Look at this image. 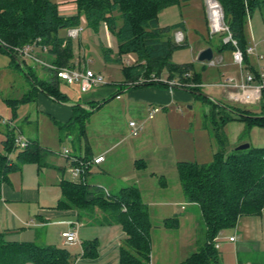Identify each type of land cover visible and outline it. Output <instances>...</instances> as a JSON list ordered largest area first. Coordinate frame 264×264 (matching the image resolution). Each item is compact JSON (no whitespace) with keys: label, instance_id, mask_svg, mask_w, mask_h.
<instances>
[{"label":"trees","instance_id":"1","mask_svg":"<svg viewBox=\"0 0 264 264\" xmlns=\"http://www.w3.org/2000/svg\"><path fill=\"white\" fill-rule=\"evenodd\" d=\"M180 1L75 0L79 16L66 18L60 16L57 0H0V48L17 61L18 66L38 89L55 100L63 101L66 96L59 89V80L54 71L43 67L48 71L50 79L38 80L36 74L32 72L34 69L20 62L13 49L40 38L41 43L49 48L48 63L58 68L74 66L73 41L62 36L61 31L79 27L80 15H84L90 28L97 31L99 26L105 23L118 40V57L114 59L109 50L104 51L106 62L115 61L122 64V55L125 53L137 55V65L124 69L127 81L122 86L125 88L155 83L169 87L167 82L153 80L159 79L164 69L169 73V81L175 79L181 83L194 81L202 85L200 75L194 72L193 64L176 65L172 62L173 53L188 46L186 43L179 45L175 41V33L182 29V24L161 27L158 22L160 11L178 5ZM216 1L224 11L225 22L232 38L237 41L244 53L246 67L248 46L244 42V28L248 16L257 8L264 6V0ZM220 37L221 50H235L232 43L224 42L225 34ZM147 77H152L151 81H148ZM144 78L146 80H143ZM176 89L187 90L179 87ZM188 90L196 94L201 93L198 87ZM27 100L26 97L22 101L13 102L17 105ZM78 106L81 105L78 104L76 107ZM89 108L82 114L80 126L82 134L85 130V121L95 109L94 106ZM224 109L229 111L231 116L221 118L222 126L235 121L264 126V92L259 116L252 115L246 109L232 110L228 106ZM211 114L209 112L208 117ZM70 124L73 125L74 122ZM69 126L62 125L61 130L66 132L65 129ZM14 139V133L8 132L3 150L0 151V192L7 177L21 170L24 164H37L39 168L47 166V153L36 140H29L28 147L19 149L15 159H12L11 155L18 149L15 147ZM219 142L223 143L222 140ZM178 173L186 200L200 208L205 226L204 244L182 264H221L220 254L215 247V240L220 233L227 228L236 227L241 217L260 216L264 211V148L235 150L227 156L220 150L215 153V160L210 164L179 162ZM61 189L62 199L58 205L60 209L93 213L96 208H100L109 213L107 216L110 223H120L123 226L126 238L120 248V264H150L152 254L150 232L153 225L148 206L143 202L138 188H123L118 196L112 198L85 181L63 180ZM100 193L103 194L102 197ZM177 221L176 218L166 219L164 224L175 227ZM87 252L89 250L86 248L85 254ZM72 257L67 248L44 246L35 242H9L0 234V264H69ZM254 264H264V257Z\"/></svg>","mask_w":264,"mask_h":264},{"label":"rangeland","instance_id":"2","mask_svg":"<svg viewBox=\"0 0 264 264\" xmlns=\"http://www.w3.org/2000/svg\"><path fill=\"white\" fill-rule=\"evenodd\" d=\"M57 2L60 16L66 18L79 16L75 0H57ZM208 3L209 0L208 2L207 0H181L178 5L165 8L158 14V22L161 27L182 24L183 32L190 37L191 41L188 46L173 53L172 62L176 65L187 63L194 65V72L200 75L203 84L208 85L206 87L202 84L204 88L200 92L203 95L198 96L193 93L195 96L190 102L174 101L171 106H167V109L157 114L153 120H148L147 115L143 116V119L139 118L134 114L135 111L130 110L129 112L124 108L120 109L117 103L104 105L85 121L83 134L80 131L83 118L81 113L74 119V127L68 130V134L65 131H60L57 122L45 114L44 108L43 113L39 114L40 144L46 148V161L55 162V165L62 169L63 172L61 173L65 180L70 182H81L83 175L75 177L72 174L73 162L66 155V151L71 156H82L84 159L86 158L85 152L88 151L97 152L113 149L114 154H119L125 151V146L131 148L134 142L143 143L141 145L143 153L140 152L143 155L139 156L146 157L144 160L148 163L147 168L135 170L126 165L122 170L114 169L113 176H105L101 181L106 186L112 184L108 187L110 192H114L115 188H121L120 182L124 185L128 180L129 182L125 185L133 186H138L137 183H140V186H142L141 196L148 205L153 225L150 237L151 243L153 242L152 248H154L155 257L158 259L164 258V261L168 260L169 264H179L185 254L190 256L197 252L205 241V226L201 219L200 208L188 203L186 198L183 197L177 162L187 161L205 165L214 162L215 153L220 150L227 156L244 144H249L251 148H264V126L240 122H230L225 126L221 124L222 117L231 116V113L224 107L228 106L232 110L248 109L254 116H259L261 109L260 105H240L237 107L239 104L229 98V92L223 87L208 88L229 79L240 82V73L237 76L227 77L223 82L213 80L212 77L218 73L217 66L215 68L209 62L198 61L196 46L199 43H209L210 37H212ZM79 26L83 27L84 32L78 39H72L74 46L72 65H86L89 70L104 76L106 84L96 88V91L125 88V86H122L127 81L124 69L137 65V55L125 53L122 55V64L115 61L106 62L104 51L109 50L114 59L118 57L119 43L115 35L112 34L105 23H102L97 31L93 30L89 27L84 15H80ZM250 26L256 32V41H262L264 39L263 8L256 9L250 15L246 22V28L248 29ZM61 35L68 37L67 30H62ZM220 35H215L212 39L216 40V36ZM259 52L264 56L262 46H260ZM38 56L43 61L47 60L40 50H38ZM22 59L19 58V61L23 63L26 59H23L24 61ZM28 64L31 65V62L29 61ZM32 72L36 74L38 80L43 79V74L48 76L47 70L39 64H34V71ZM245 74L247 76L254 75L246 67ZM27 78L25 74L16 70L0 71V119L12 121L13 117L11 115H14L15 110L10 99L23 100L24 94L27 93V89L30 87ZM146 79H152V77ZM159 79L161 82L169 81L170 76L166 69L162 71ZM191 83L197 84L194 81ZM61 90L65 96L76 101V103H80V105H83V102L88 98L87 96L92 93L83 94L79 91L78 86H68L63 82ZM204 95L208 98H205ZM122 102H126L125 99ZM92 105L96 107L98 103ZM215 108L218 112H215ZM208 111L212 113L209 117ZM131 120L143 124V130L137 135L131 134V136L127 130ZM16 135H20L18 130ZM2 136L5 139V135ZM2 136L0 134V141ZM219 140H222L223 143ZM119 141H121V144L116 145ZM3 145V143H0V149ZM88 146L91 147V150H88ZM18 151L19 149L11 155L12 159H15ZM24 165L22 169H24ZM22 169L11 174L20 178L21 172H23ZM61 173L58 169H54V174L58 178L61 177ZM49 190L57 191L52 188H49ZM45 196L47 197L46 200H50V194ZM175 217L180 220L177 227L164 225L166 219H175ZM239 223L236 245L227 241L230 235H235V227L223 230L218 236L217 242L219 248L221 247L218 252L223 258L224 264H237L238 261L247 262L251 258L255 263L257 262L256 254L260 256L263 254L264 257V242L262 239L256 240V234L250 235L240 229ZM85 229L87 227L82 228L81 233ZM90 231L94 232L92 228ZM92 241L95 240L92 239ZM184 245L189 246L185 254L181 249ZM55 246H58V244ZM59 246H67L72 253L83 252L80 246L68 245L64 240ZM259 258L261 259V257Z\"/></svg>","mask_w":264,"mask_h":264},{"label":"crops","instance_id":"3","mask_svg":"<svg viewBox=\"0 0 264 264\" xmlns=\"http://www.w3.org/2000/svg\"><path fill=\"white\" fill-rule=\"evenodd\" d=\"M259 8L264 9V6ZM249 17L250 16H248V19ZM177 31L183 32L181 28ZM183 33L186 38L185 43L189 45L191 39L188 34L185 32ZM216 38L217 39L215 40L210 37L211 43H199L196 46V55L199 56L200 52L207 48H211L213 50V61L217 63L213 66H215V68L217 66L218 69L216 76L212 77L213 80H220V82H223L224 79H227V77L237 76L239 73L241 79V71L238 65L233 62V51L230 49L221 50V37L216 36ZM244 42L245 45L248 46L247 48L256 45V53L258 54H247L246 68L254 73V75H259L260 73L264 74V56L259 52V48L262 46V53H264V39L260 42H257L254 28L250 26V28L247 29L245 25ZM38 50L41 52L43 51L40 48H36L37 52H35V54L39 58ZM43 53L47 59L44 61L48 62V53ZM196 55L194 54L195 57ZM29 61L30 60L26 59L23 63L26 66L32 67V69H34L35 63L30 61L31 65H29ZM4 70H16L27 76V74L23 72L22 68L18 66L17 61L9 53L4 52L0 48V71ZM42 78L50 79V76L49 74L48 76H44L43 74ZM27 79L30 83V87L27 89V93L24 94V98L27 97L28 100L15 105L13 101L17 100L10 99L13 109L15 110L14 115H11V117H13V119H11L14 129L7 125L0 124V134L1 136L5 135V139L8 132L14 133V136H16V131L18 130L19 133L23 134L28 140H36L40 144L41 132L39 129V114L43 113V108L46 111L45 114L52 117V119L57 122L56 124L59 126L61 132L62 125H70L65 129L66 133L68 134V130H71V127H74V124L72 125L70 123H72L80 113L84 114V112L89 110V107L93 106V103H98V105L91 111L90 115L104 107V105H113L117 103L120 109L124 108V110H128L129 112L130 110L135 111L134 114L139 118L143 119V116L147 115L148 120H153L157 114L167 109V106H171L174 101L190 102L195 96L188 89H171L170 86L168 87L166 85L156 83L146 86L141 85L137 87L128 86L126 88L122 87L120 89H107L105 91H96L95 88L90 91L92 93L87 96L88 98L85 102H83L84 104L76 107L80 103H76V101L69 99L67 96L63 101L55 100L53 97L47 95L44 91L38 89L29 78ZM148 81L151 80L149 79ZM170 81L177 80L175 79ZM200 82L203 84L201 77ZM221 84L213 85L208 88H220ZM61 85L62 82L59 81V89L65 96L61 90ZM205 86L207 87L208 85ZM202 88H204V86ZM123 99H125L126 102L121 103ZM239 106L240 105L237 107ZM153 109H158V112L152 114ZM132 121L134 120H131L130 122ZM136 123L138 124V122ZM127 130L129 131L130 135L133 134L130 125L127 126ZM5 139H3L2 136L0 143L4 144ZM118 144H121V141H119L116 145ZM142 144L143 143L134 142L131 148L125 146V151L123 150L124 152L119 154H114L115 152H113V149H106L99 150L97 152H85L86 158L84 159L82 156L75 155L74 157L84 161H91L101 156L104 157V160L100 164L92 165L88 171L83 174V178L81 180L87 182L92 187L101 189L109 198L118 196L120 191L127 187H136L141 193L142 186H140L139 182L137 183L138 186L125 185L129 182L128 180L126 183H124V185L120 182L121 188H115V190H113L114 192H110L108 187H110V185L112 186V184L106 186L101 180L102 178H105V176H113L112 172L115 171L114 169L122 170V168L126 165H128L130 168H134L135 170L147 168L148 163H146L144 160L146 157L139 156L143 155L140 153L142 152ZM116 145L114 146L115 148ZM40 146L44 148L41 144ZM1 150H3V146L0 151ZM88 150H91L90 146H88ZM179 162H177V167ZM46 163L47 166H44L43 168H39L37 164L24 165V169H22L23 172H21L20 178L15 177L17 175L10 174L6 181L2 184L0 192V234H3L6 240L9 242H35L44 246H55L58 244V246L55 247H60L59 244H62L64 240L62 238V233L70 230H77L79 242L74 246H80L83 252L72 253L67 248V246L61 247L67 248L73 255L69 264H120V248L122 247L126 238V233L124 232L123 226L120 223H110V219H108L107 216L109 213L100 208H96L93 213H86L85 211L82 212L75 209H60L58 205L60 199H62L61 183L63 180H65L63 174L61 173L63 171L62 169L58 168L53 161L50 162L49 160L46 161ZM54 169H58V171L61 173L60 178L54 174ZM49 188L56 189L57 191H50ZM48 194H50V200H46L47 197L45 195ZM100 194L102 197L103 194ZM141 197L143 200V196ZM183 197L185 198L184 193ZM179 222L180 220L178 219L176 227L179 225ZM238 222H240V229H243L250 235L256 234V240L262 239L264 242V211L260 216H243L238 220ZM84 227H87V229L81 233V230ZM91 228L94 230V232L90 231ZM238 229L239 227L237 223L235 227V235H230L227 239L230 244H237L239 234ZM233 236H236V242H231L229 240V238ZM92 239L95 241H92ZM188 247L189 246L184 245L181 248L184 254L187 253L186 249ZM86 248L89 250V252L85 254ZM220 249L221 247L218 250ZM153 250L154 248H152L150 264H169V261H164V258L162 257V259L156 258L155 251ZM187 255L188 254H185L184 258H181L182 260H180L179 264H182L192 254L190 256ZM262 256L258 254L255 255L258 262L260 261L259 257L262 258ZM220 260L221 264H224L223 258H221V256ZM237 264H254V261L251 258V260L247 262L238 261Z\"/></svg>","mask_w":264,"mask_h":264},{"label":"built area","instance_id":"4","mask_svg":"<svg viewBox=\"0 0 264 264\" xmlns=\"http://www.w3.org/2000/svg\"><path fill=\"white\" fill-rule=\"evenodd\" d=\"M218 5H219V12L218 14L214 15L210 11V7L208 4L211 36H215L218 34L226 35L224 42L232 43V45L235 47V50L233 51V60L234 63L239 66L242 75L240 82H237L236 80L233 79H229L223 82L221 84V87H223L225 90L229 92V98L236 104L258 106L260 105L263 98L264 74L260 73L257 77L256 75L247 76L246 74H244V69H245L244 53L239 48L237 41L232 38L229 28L225 22L224 11L219 3ZM83 32L84 29L81 26L77 28H70L67 30V36L71 39H78ZM175 41L179 45L184 43L185 35L182 31H177L175 33ZM36 48H40L45 53H48L49 51V48L41 43L40 38L23 46L15 47L13 50L15 54L18 55V57L30 60L35 64H39L42 67L53 70L55 76L58 78L59 81L65 83L68 86H78L79 91L83 94L89 93L93 89L106 84L105 78L102 74H98L89 70L83 64L58 68L51 63L41 60L35 54ZM246 53L248 55L250 54L256 55L257 54L256 45L247 48ZM210 64L216 65L217 63L212 60L210 61ZM153 80L160 81V79L157 78H154ZM167 83L169 84L171 89H174L176 87L185 88V89L203 87V85L200 84L181 83L177 81H168ZM157 112L158 109H153L152 114H155ZM0 123L7 125L11 128L14 127L12 121L0 119ZM129 125L133 131V134H138L144 128L143 124H137L135 121L130 122ZM14 143H15V147L21 150L28 147L29 140L23 134L20 133L19 136L17 135L15 136ZM66 155L72 159L73 162L72 174L75 177L83 175L86 171H88V169L92 165L100 164L104 160V157L101 156L91 161H84L77 157L71 156L68 151H66ZM62 238L64 239L65 243L68 245H76L79 242L77 230H70L62 233ZM229 240L231 242H236V236L230 237ZM215 241H216L215 247L216 249H219V244L217 242L218 237Z\"/></svg>","mask_w":264,"mask_h":264},{"label":"water","instance_id":"5","mask_svg":"<svg viewBox=\"0 0 264 264\" xmlns=\"http://www.w3.org/2000/svg\"><path fill=\"white\" fill-rule=\"evenodd\" d=\"M213 57H214L213 50L211 48H207V49L203 50L202 52H200V54L198 56V61H200V62H210V61L213 60ZM197 94L203 95L201 93H197ZM204 97L208 98L206 95H204ZM254 118H256V117H254ZM249 148H250L249 144H244V145L239 146L236 149V151H244V150H248Z\"/></svg>","mask_w":264,"mask_h":264},{"label":"bare ground","instance_id":"6","mask_svg":"<svg viewBox=\"0 0 264 264\" xmlns=\"http://www.w3.org/2000/svg\"><path fill=\"white\" fill-rule=\"evenodd\" d=\"M211 12L216 15L219 12V5L215 0H209Z\"/></svg>","mask_w":264,"mask_h":264}]
</instances>
